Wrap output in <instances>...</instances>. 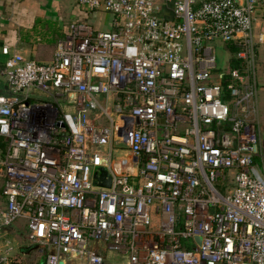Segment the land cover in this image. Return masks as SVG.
<instances>
[{"label": "built area", "instance_id": "obj_1", "mask_svg": "<svg viewBox=\"0 0 264 264\" xmlns=\"http://www.w3.org/2000/svg\"><path fill=\"white\" fill-rule=\"evenodd\" d=\"M77 1L113 30L72 25L49 65L2 50L0 264H21L4 241L20 220L45 264H264V0ZM220 45L242 65L219 72Z\"/></svg>", "mask_w": 264, "mask_h": 264}, {"label": "crops", "instance_id": "obj_2", "mask_svg": "<svg viewBox=\"0 0 264 264\" xmlns=\"http://www.w3.org/2000/svg\"><path fill=\"white\" fill-rule=\"evenodd\" d=\"M258 13L259 17L255 22L253 31L255 42L253 54L257 66L258 81L264 85V42H260L264 27V11L260 9ZM165 16L169 19L172 18L169 13ZM75 24H88L100 32L113 30L110 14L105 12L91 13L85 7H81L77 0H0V96L11 95L9 81L4 75L10 57L2 53L4 47L10 48L11 56L20 55L26 61L49 65L55 58L58 45L67 38L70 27ZM224 50L231 56L228 47H225ZM233 59L229 61V71L232 69ZM242 63L243 61H241V65ZM259 93L261 95L258 97V127L262 150L261 126H264V89L260 90ZM36 99L47 100V97L44 95V98L39 96ZM256 164L264 166V161L262 163L261 159L256 158ZM100 169L107 170L106 168ZM100 169L95 171L93 177L98 173L100 178L98 183L102 184L105 180H108V177ZM109 178L111 179L110 174ZM94 182L96 185L95 177ZM2 191H0V212L6 207V199ZM28 234L27 222L20 220L4 232V241H7L6 243H10L13 247V256L21 264H45L46 255L42 253V247L28 241ZM114 254L118 253L106 254L105 264H128L123 255L120 254L122 260H118V255Z\"/></svg>", "mask_w": 264, "mask_h": 264}, {"label": "rangeland", "instance_id": "obj_3", "mask_svg": "<svg viewBox=\"0 0 264 264\" xmlns=\"http://www.w3.org/2000/svg\"><path fill=\"white\" fill-rule=\"evenodd\" d=\"M231 56L224 50V48L220 45L217 47V66H218V70L219 72H224V73H227L229 71V61L230 59H233L232 57H234V55L232 53H230ZM257 68V66H256ZM34 96L33 97H42L44 98V95L39 92V91H34L32 93ZM261 93H259V97H260ZM261 133H262V143H263V146H262V152H263V155H264V126L262 125L261 126ZM3 176L0 175V191H2V185H3ZM3 204V202H1ZM114 255H118V260L121 259V255L120 254H114ZM122 260V259H121Z\"/></svg>", "mask_w": 264, "mask_h": 264}, {"label": "water", "instance_id": "obj_4", "mask_svg": "<svg viewBox=\"0 0 264 264\" xmlns=\"http://www.w3.org/2000/svg\"><path fill=\"white\" fill-rule=\"evenodd\" d=\"M100 171L105 174L108 177V180H105L104 183L99 184L98 181L100 180V178L98 177V173L95 174V180H96V185L99 187H104V188H110L111 186V179L109 178V174L108 171L105 169H100ZM60 264H64L63 262H61Z\"/></svg>", "mask_w": 264, "mask_h": 264}, {"label": "trees", "instance_id": "obj_5", "mask_svg": "<svg viewBox=\"0 0 264 264\" xmlns=\"http://www.w3.org/2000/svg\"><path fill=\"white\" fill-rule=\"evenodd\" d=\"M228 48L230 49V52H231V53L234 55V57H235V59H233V62H232V64H231L232 69L241 66V61H240V60L238 61V59H236V58H237V55H238V53H239V51H240V49H239V48H236L235 46H231V45L228 46ZM232 58H233V57H232Z\"/></svg>", "mask_w": 264, "mask_h": 264}]
</instances>
